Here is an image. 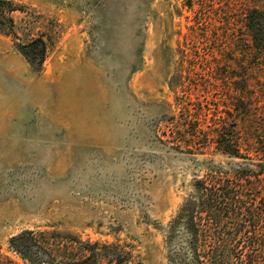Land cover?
Wrapping results in <instances>:
<instances>
[{
  "label": "rangeland",
  "instance_id": "1",
  "mask_svg": "<svg viewBox=\"0 0 264 264\" xmlns=\"http://www.w3.org/2000/svg\"><path fill=\"white\" fill-rule=\"evenodd\" d=\"M0 1V264L22 233L44 264H170L195 181L264 183V0Z\"/></svg>",
  "mask_w": 264,
  "mask_h": 264
},
{
  "label": "trees",
  "instance_id": "2",
  "mask_svg": "<svg viewBox=\"0 0 264 264\" xmlns=\"http://www.w3.org/2000/svg\"><path fill=\"white\" fill-rule=\"evenodd\" d=\"M6 5L7 2L0 1V31L14 36L13 22L7 16L14 10L9 7L5 12ZM20 49L30 61L41 64L46 44L35 39ZM198 135L190 134V140ZM224 147L228 154L240 157L238 149L232 151L229 143ZM251 167L237 169L232 174L216 171L194 182L191 195L168 226L170 264H264V231L261 239L254 240L255 231L246 224L264 219V200L258 193L264 183L255 177ZM31 235L22 233L13 237L9 251L29 264H44L48 260L47 250L36 246ZM255 251H263L259 262L254 260L258 255ZM83 264L94 262L88 257Z\"/></svg>",
  "mask_w": 264,
  "mask_h": 264
}]
</instances>
